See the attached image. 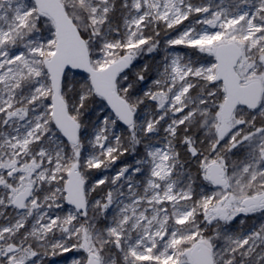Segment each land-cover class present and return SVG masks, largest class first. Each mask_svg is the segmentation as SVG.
I'll return each instance as SVG.
<instances>
[{
	"label": "snow or ice",
	"instance_id": "6c2138e0",
	"mask_svg": "<svg viewBox=\"0 0 264 264\" xmlns=\"http://www.w3.org/2000/svg\"><path fill=\"white\" fill-rule=\"evenodd\" d=\"M264 264V0H0V264Z\"/></svg>",
	"mask_w": 264,
	"mask_h": 264
},
{
	"label": "rangeland",
	"instance_id": "374dc122",
	"mask_svg": "<svg viewBox=\"0 0 264 264\" xmlns=\"http://www.w3.org/2000/svg\"><path fill=\"white\" fill-rule=\"evenodd\" d=\"M74 253H66L61 256L54 258L57 264H69L70 259L74 256Z\"/></svg>",
	"mask_w": 264,
	"mask_h": 264
}]
</instances>
